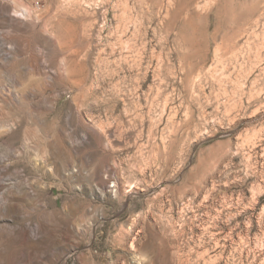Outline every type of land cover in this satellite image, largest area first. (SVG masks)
Segmentation results:
<instances>
[{
    "label": "rangeland",
    "instance_id": "1",
    "mask_svg": "<svg viewBox=\"0 0 264 264\" xmlns=\"http://www.w3.org/2000/svg\"><path fill=\"white\" fill-rule=\"evenodd\" d=\"M0 264H264V0H0Z\"/></svg>",
    "mask_w": 264,
    "mask_h": 264
}]
</instances>
